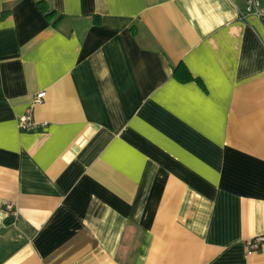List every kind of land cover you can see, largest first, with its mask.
<instances>
[{
  "label": "crops",
  "instance_id": "crops-1",
  "mask_svg": "<svg viewBox=\"0 0 264 264\" xmlns=\"http://www.w3.org/2000/svg\"><path fill=\"white\" fill-rule=\"evenodd\" d=\"M243 8L0 0V264H264V0Z\"/></svg>",
  "mask_w": 264,
  "mask_h": 264
},
{
  "label": "built area",
  "instance_id": "built-area-1",
  "mask_svg": "<svg viewBox=\"0 0 264 264\" xmlns=\"http://www.w3.org/2000/svg\"><path fill=\"white\" fill-rule=\"evenodd\" d=\"M260 0H244V8L239 10V17L246 19L248 16H261ZM46 91H40L32 99L31 106L39 105L44 102ZM31 106L19 117L18 128L22 131H33L43 126L33 119ZM6 220L14 221L17 218V212L12 203H6L3 207ZM264 241V236L253 238L248 242V249L254 250L259 247V243Z\"/></svg>",
  "mask_w": 264,
  "mask_h": 264
},
{
  "label": "trees",
  "instance_id": "trees-1",
  "mask_svg": "<svg viewBox=\"0 0 264 264\" xmlns=\"http://www.w3.org/2000/svg\"><path fill=\"white\" fill-rule=\"evenodd\" d=\"M38 4H39V6H40V8L43 10V12L46 14V16H50V15H52L54 12L52 11V10H50L49 8H48V6L46 5V3L45 2H43V1H40V2H38ZM179 70H182L183 72H185L186 73V70H185V68L183 67V66H177L175 69H174V74H178V72H179ZM185 78V77H184ZM8 221V220H7ZM9 222V221H8Z\"/></svg>",
  "mask_w": 264,
  "mask_h": 264
}]
</instances>
